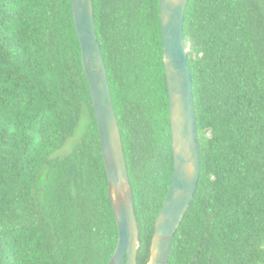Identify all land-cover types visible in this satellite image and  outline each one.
Here are the masks:
<instances>
[{"label":"trees","instance_id":"1","mask_svg":"<svg viewBox=\"0 0 264 264\" xmlns=\"http://www.w3.org/2000/svg\"><path fill=\"white\" fill-rule=\"evenodd\" d=\"M159 9L94 0L137 264L174 173ZM184 37L201 175L169 264H264V0H188ZM118 239L72 0H0V264H108Z\"/></svg>","mask_w":264,"mask_h":264},{"label":"water","instance_id":"2","mask_svg":"<svg viewBox=\"0 0 264 264\" xmlns=\"http://www.w3.org/2000/svg\"><path fill=\"white\" fill-rule=\"evenodd\" d=\"M188 0H159L163 56L169 91L174 173L157 217L147 264H169L173 238L197 190L201 152L196 129L189 54L184 37ZM73 17L97 120L119 239L108 264H137L140 228L122 134L94 17V0H72Z\"/></svg>","mask_w":264,"mask_h":264},{"label":"rangeland","instance_id":"3","mask_svg":"<svg viewBox=\"0 0 264 264\" xmlns=\"http://www.w3.org/2000/svg\"><path fill=\"white\" fill-rule=\"evenodd\" d=\"M193 47H194V44L192 42H189V44H188V50L189 49H193ZM73 139L74 138H72L71 140H73ZM73 141H75V140H73ZM73 141H70L69 142V144L65 147L64 151L70 150Z\"/></svg>","mask_w":264,"mask_h":264}]
</instances>
